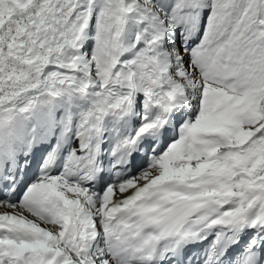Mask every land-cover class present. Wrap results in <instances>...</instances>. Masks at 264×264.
Returning a JSON list of instances; mask_svg holds the SVG:
<instances>
[{
  "label": "snow or ice",
  "instance_id": "1",
  "mask_svg": "<svg viewBox=\"0 0 264 264\" xmlns=\"http://www.w3.org/2000/svg\"><path fill=\"white\" fill-rule=\"evenodd\" d=\"M0 264H264V0H0Z\"/></svg>",
  "mask_w": 264,
  "mask_h": 264
}]
</instances>
